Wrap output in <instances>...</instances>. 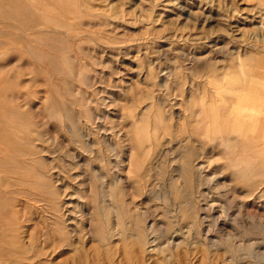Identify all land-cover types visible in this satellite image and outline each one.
<instances>
[{"label":"rangeland","instance_id":"374dc122","mask_svg":"<svg viewBox=\"0 0 264 264\" xmlns=\"http://www.w3.org/2000/svg\"><path fill=\"white\" fill-rule=\"evenodd\" d=\"M260 75L264 0H0V264H264Z\"/></svg>","mask_w":264,"mask_h":264},{"label":"crops","instance_id":"0c3cea01","mask_svg":"<svg viewBox=\"0 0 264 264\" xmlns=\"http://www.w3.org/2000/svg\"><path fill=\"white\" fill-rule=\"evenodd\" d=\"M257 78L264 80L263 75H260V76L257 77ZM257 95H259V97L262 98V99L264 100V92H263V93H257ZM263 111H264V107H263ZM263 120H264V119H263ZM261 123H263V122H261ZM262 132H263V130H262Z\"/></svg>","mask_w":264,"mask_h":264},{"label":"bare ground","instance_id":"6f19581e","mask_svg":"<svg viewBox=\"0 0 264 264\" xmlns=\"http://www.w3.org/2000/svg\"><path fill=\"white\" fill-rule=\"evenodd\" d=\"M245 134V133H244Z\"/></svg>","mask_w":264,"mask_h":264}]
</instances>
